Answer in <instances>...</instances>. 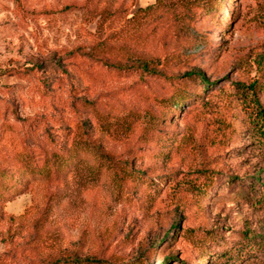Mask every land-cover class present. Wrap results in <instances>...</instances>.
<instances>
[{"label":"rangeland","instance_id":"rangeland-1","mask_svg":"<svg viewBox=\"0 0 264 264\" xmlns=\"http://www.w3.org/2000/svg\"><path fill=\"white\" fill-rule=\"evenodd\" d=\"M259 104L264 0H0V264H264Z\"/></svg>","mask_w":264,"mask_h":264},{"label":"trees","instance_id":"trees-1","mask_svg":"<svg viewBox=\"0 0 264 264\" xmlns=\"http://www.w3.org/2000/svg\"><path fill=\"white\" fill-rule=\"evenodd\" d=\"M158 5L159 4L157 3L156 6L151 5L145 9H140L137 12V14L134 15L133 19L138 14H141V13H143L144 18L148 17V15H154L156 13V10L158 9ZM116 52H123L124 56H128V55L129 56L126 59V61L110 62L108 61V59H106L105 61L106 66L112 67L119 71L130 70V68H138L146 73L155 72V70L152 68L153 62L149 61L148 59L144 57H137L136 55L128 53L125 47H121V46L116 47V46L108 44V42H100L94 47H92L89 51V56L90 58H93V59H96L97 57H100V56L108 58L109 56L114 55ZM128 62H132L133 65H129ZM187 76L191 78L200 77L203 79V81H206V77L200 72H194V73L188 74ZM257 86H260L258 85L257 82L253 83V85L247 86V89L253 96H255L258 93ZM242 87L245 88L244 85H242ZM189 99L190 97L187 95L185 91L181 89H177L175 93L171 96V98L168 101H166V103H168L169 109H174L177 106L181 107V105H183ZM255 121H257V123L260 124V128H261L260 131L262 133V137L264 138V106H261L260 104L257 107ZM73 158L74 157L64 158V157H59L58 155H56L55 160H54L55 165L57 166L58 170H62L68 165L70 160H72ZM21 161L23 162V167L22 169H20L21 176L26 177L27 174L36 172L35 168L32 166L34 164L32 163L29 157H24ZM47 167L48 165L46 166L44 170H48ZM119 169H120V172L115 173L116 177H118V175L121 173L122 177L119 176L120 179L124 177H128L131 180H134L135 178H137V173H135V171L132 168H130L129 165L122 166ZM18 182H19V179H16L13 173H11L10 171H7L6 169L0 168V199H4L8 191H10L11 194L13 192H17ZM52 264H109V263L105 260H101L98 258L78 259L72 256H68L64 260L56 259ZM128 264H143V262L139 260V261L131 262Z\"/></svg>","mask_w":264,"mask_h":264}]
</instances>
